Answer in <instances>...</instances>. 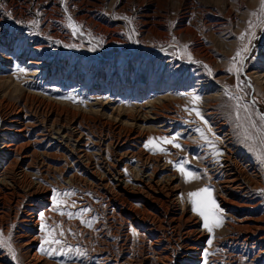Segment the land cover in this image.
<instances>
[{"label": "rangeland", "instance_id": "1", "mask_svg": "<svg viewBox=\"0 0 264 264\" xmlns=\"http://www.w3.org/2000/svg\"><path fill=\"white\" fill-rule=\"evenodd\" d=\"M260 6L0 0V234L15 252L0 245V264H264V230L245 243L240 226L264 225ZM163 137L165 151L145 147ZM206 186L222 210L212 232L189 196Z\"/></svg>", "mask_w": 264, "mask_h": 264}, {"label": "snow or ice", "instance_id": "2", "mask_svg": "<svg viewBox=\"0 0 264 264\" xmlns=\"http://www.w3.org/2000/svg\"><path fill=\"white\" fill-rule=\"evenodd\" d=\"M260 10L259 13L253 12V16L258 15H264V0H260ZM35 24V21L32 22ZM69 27H72L74 32L77 30V26L74 23H71ZM249 27H254L251 22H249ZM241 40L246 39V35H242ZM187 46H185L186 48ZM250 50V48L246 45L243 47L240 51H237L236 56L233 57V62H236V59L238 57L242 58V53H247ZM20 71H23V69H20ZM229 71H233L232 68L229 69ZM236 71H239L236 69ZM200 99L199 96H194L193 100L198 101ZM192 111L196 112V115L199 116L201 119H203V116L201 115L200 111L196 108H193ZM238 114V113H237ZM261 120L264 121V114L261 115ZM206 123V121H205ZM255 121L252 122V127H255ZM197 131H200V129H197ZM203 135V133H201ZM159 139L162 142L166 143H172V140H169L166 137L163 138H149V141L145 144V147H150L154 150L158 151H165L164 148L160 147V144L156 143V140ZM176 147H180L179 144L175 145ZM261 159H264V153H260ZM180 172L185 176L186 180H192V179H198L193 172L187 170L184 168L183 164L178 165ZM67 195V193H65ZM260 194L264 195V189L260 190ZM189 196L192 198V210L197 212L202 218H203V224L204 227L209 231L212 232L214 227L222 226V217L220 215V210L218 203L216 202L214 196H213V190L210 187H204L200 188L192 193H189ZM86 211V210H85ZM41 218H43V213L40 214ZM71 215V214H69ZM90 226V225H89ZM42 227L45 228L47 231V235L44 239V244L48 245H61L62 241L60 239H57L54 235V230H49L47 225H42ZM63 235V233H61ZM210 242V241H209ZM0 245H4L5 247L9 248V251L13 256H15L14 250L11 249V245L8 243L7 239H5L2 234H0ZM40 251L45 252L49 255L51 254H59V255H66L68 252H71L72 249L69 247L67 250H64L63 248H45L43 245L40 248ZM76 255L77 256H84L85 253L80 251L79 249H76ZM71 258V257H69ZM205 264H207V261L205 260Z\"/></svg>", "mask_w": 264, "mask_h": 264}, {"label": "bare ground", "instance_id": "3", "mask_svg": "<svg viewBox=\"0 0 264 264\" xmlns=\"http://www.w3.org/2000/svg\"><path fill=\"white\" fill-rule=\"evenodd\" d=\"M231 171V170H230ZM240 177V176H239ZM238 177H237V173L234 171H231V175L228 176L227 180H226V184L224 186L225 190H227L229 193L228 194H232L233 191H235L236 188H242V185L238 183ZM166 188V186H165ZM175 187L170 188V191L172 192L173 190H175ZM236 192V191H235ZM169 194V193H168ZM231 196V195H230ZM230 198V197H229ZM243 199V198H242ZM224 200L227 203H230L232 205H239L237 202L233 201L232 199H227L224 198ZM235 200V199H234ZM244 203V202H243ZM246 205V204H245ZM241 228L243 229V231L245 232V238H243V241L245 243H250L255 237L256 235H258V232L260 233V231L264 230V225L262 224V221L260 218L257 219H253L251 217H245L242 222H241ZM32 238V237H31ZM199 238H201V240H203L205 238V236H203L202 234L199 235ZM30 239V238H29ZM31 240V239H30ZM263 241H264V236H259V238L253 243V244H258L260 246V248H262L263 246ZM203 242V241H202ZM201 242V244L199 246H202L203 243ZM27 243V242H26ZM25 243V244H26ZM252 243V242H251ZM202 250L201 247H192L191 251H193V254L190 255L188 258H192V260L194 261V259L198 256L199 252ZM198 252V253H197ZM37 259V258H36ZM40 260V259H39ZM36 263V262H35ZM42 263V262H41ZM188 264V263H187Z\"/></svg>", "mask_w": 264, "mask_h": 264}]
</instances>
